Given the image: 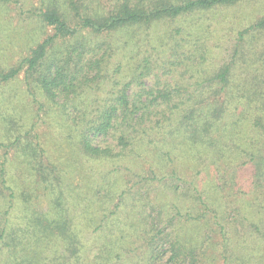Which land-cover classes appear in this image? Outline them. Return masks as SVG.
Listing matches in <instances>:
<instances>
[{
    "label": "trees",
    "instance_id": "obj_1",
    "mask_svg": "<svg viewBox=\"0 0 264 264\" xmlns=\"http://www.w3.org/2000/svg\"><path fill=\"white\" fill-rule=\"evenodd\" d=\"M240 1L37 0L30 17L50 33L13 65L0 63V264H84L81 199L97 204L82 208L86 217L101 213L92 221L106 223L133 191L129 205L145 217L127 243L142 240L150 264L166 254L171 264L196 261L199 248L175 231L177 217L211 211L225 236L223 194L240 167L258 171L264 203V15L218 33L212 23ZM20 75L28 112L5 95ZM63 143L66 154L50 152ZM78 170L105 193H76ZM151 190L169 196L154 216L145 212ZM41 198L45 209L33 201ZM251 225L264 264V230Z\"/></svg>",
    "mask_w": 264,
    "mask_h": 264
},
{
    "label": "rangeland",
    "instance_id": "obj_2",
    "mask_svg": "<svg viewBox=\"0 0 264 264\" xmlns=\"http://www.w3.org/2000/svg\"><path fill=\"white\" fill-rule=\"evenodd\" d=\"M36 4L37 0H9L7 2L0 0V63L6 67L13 65L20 57L27 55L29 49L34 46L35 41L44 38L47 32L50 33V27H46L45 30V27L37 23L33 17H30V12ZM219 11L220 14L217 16L222 17L219 24L214 18L216 15H212L213 26L218 28L217 33L225 28L230 29L232 26L240 27L263 16L264 0H241L236 5L221 8ZM225 43V45H229V42ZM21 79L22 76L20 75L17 80L10 82L5 88V95L10 94L13 96L14 104L18 103L20 110L27 111L29 110V100L23 94ZM39 133L43 136L46 134V126L43 122L39 124ZM43 136L41 138H44ZM64 145L61 151L55 145H52L50 152L54 153L53 150H56L57 154H66L69 147L66 144ZM2 153L3 148L0 147V157ZM81 168L83 169V166ZM78 171L74 173L75 182L78 183L75 189L76 193H81L84 190L87 192L86 198L88 199L94 194V200L103 192L105 193V190H102L104 185L100 189L87 186L86 183L90 182L89 177H92L90 175L88 177L83 174L80 175V170ZM254 172V167L252 168L250 165L240 167L232 185L233 189H227L228 194H223L225 199L222 201V207H225V212L222 213L225 215L226 221L230 223L225 228V236L220 232L219 226L213 224L215 216L211 211L199 219L197 217V220L177 217L181 219L176 221L175 231L187 244L199 248L197 259L192 264H236V262L240 264H247L248 262L258 264L257 262L262 259L260 255L263 254V247L258 237L259 233L251 225V222H255L261 230H264V220H260V215H257V212L262 213L260 207L264 208V203H260L256 198L259 192H262V188L253 183V180L256 177L258 178L256 175L258 171ZM112 175H109L111 188L114 183ZM260 175L264 177V164L261 167ZM123 177L127 179L130 176L123 173ZM135 180L138 179L135 178ZM117 187L112 189L116 195L125 189L124 186L118 185ZM208 190H210V194H213L211 189ZM129 192L131 195L125 194L122 199L116 200L115 204L119 203L117 209L114 206L110 208L115 213L111 214L110 220L106 223L98 220L92 221V218L95 217L97 219L102 218L101 213L99 218L97 217L98 213H95L93 217H86L82 212V208L86 209V205L97 207V204L94 202H92L94 204H87V202H83V199L80 200L81 202L76 211L80 214L77 217L78 227L85 243L83 257H81V259H84V264H104V262L107 264H150L146 260L147 253L143 250L145 246L142 240L135 239L137 242L128 247L129 236L136 235L132 234L135 228L138 231L141 228V225H137V219L140 216L145 217L137 203L129 205L132 200L130 198L134 196L133 191ZM167 194V192L151 190L149 197L154 196L153 206L151 209L149 207L145 209L146 214L154 216L155 212L153 210L157 211L158 206L163 205L164 199L169 198ZM33 201L36 202L37 206L45 209L46 199H33ZM164 207L163 210H168L167 205ZM90 219L93 223L86 224ZM100 223L102 228H96ZM208 231H210L211 236H209L211 238L209 240L205 238L207 233L209 234ZM237 242L239 245H236ZM123 246L127 248L125 249ZM203 247L204 250L202 251ZM108 249L112 253L116 252L115 256L112 253L109 255L112 260L106 258ZM167 257L168 254L161 261H155V263L171 264L167 261Z\"/></svg>",
    "mask_w": 264,
    "mask_h": 264
}]
</instances>
